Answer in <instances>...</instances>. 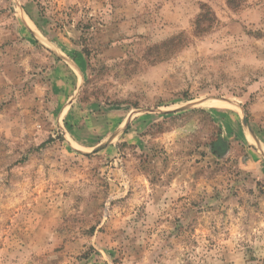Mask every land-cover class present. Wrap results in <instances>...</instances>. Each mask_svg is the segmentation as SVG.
I'll use <instances>...</instances> for the list:
<instances>
[{
  "label": "rangeland",
  "instance_id": "rangeland-1",
  "mask_svg": "<svg viewBox=\"0 0 264 264\" xmlns=\"http://www.w3.org/2000/svg\"><path fill=\"white\" fill-rule=\"evenodd\" d=\"M0 264H264V0H0Z\"/></svg>",
  "mask_w": 264,
  "mask_h": 264
},
{
  "label": "water",
  "instance_id": "water-1",
  "mask_svg": "<svg viewBox=\"0 0 264 264\" xmlns=\"http://www.w3.org/2000/svg\"><path fill=\"white\" fill-rule=\"evenodd\" d=\"M182 110H185V107L184 108H179V109L173 110V111H171L169 113H176V112H179V111H182ZM243 122H244V124H247V119L244 118Z\"/></svg>",
  "mask_w": 264,
  "mask_h": 264
}]
</instances>
